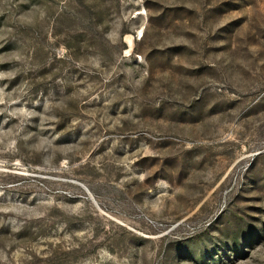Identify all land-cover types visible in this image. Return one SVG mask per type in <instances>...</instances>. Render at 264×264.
Wrapping results in <instances>:
<instances>
[{"label":"rangeland","instance_id":"rangeland-1","mask_svg":"<svg viewBox=\"0 0 264 264\" xmlns=\"http://www.w3.org/2000/svg\"><path fill=\"white\" fill-rule=\"evenodd\" d=\"M0 264H264V0H0Z\"/></svg>","mask_w":264,"mask_h":264}]
</instances>
